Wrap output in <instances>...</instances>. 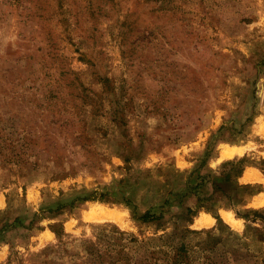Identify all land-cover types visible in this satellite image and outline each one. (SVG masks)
<instances>
[{
	"label": "rangeland",
	"instance_id": "1",
	"mask_svg": "<svg viewBox=\"0 0 264 264\" xmlns=\"http://www.w3.org/2000/svg\"><path fill=\"white\" fill-rule=\"evenodd\" d=\"M261 200L264 0H0V264H264Z\"/></svg>",
	"mask_w": 264,
	"mask_h": 264
},
{
	"label": "trees",
	"instance_id": "2",
	"mask_svg": "<svg viewBox=\"0 0 264 264\" xmlns=\"http://www.w3.org/2000/svg\"><path fill=\"white\" fill-rule=\"evenodd\" d=\"M211 153H212L211 149L207 148L205 151V157L202 160L203 163H201V167L204 165V160H206V158L208 156H210ZM201 167H196L188 175V178H187L186 182L184 183L183 187L179 191L175 192L174 194L184 195L187 192L193 193L195 196H198V202H199V205H201V207L211 208L210 206L212 204H209V203L212 202L213 200L216 201L218 193L211 191L210 193H205L202 196V193L208 188V185H210L209 187H212V188L221 189V187L217 186V185L218 184H226V183L230 182L234 175L241 173L242 168H240L238 171L235 170L234 168H232L231 169L232 172H236V174H231V172H223V173H221V176H219V175L216 176V175H213L212 173L211 174L210 173L201 174V172H200ZM88 199H90V198L86 197V196L83 197V200H88ZM126 202H127V205L131 206V208L133 209V212L135 213V216L137 217V219H139L141 221L160 220L164 216V214H165L164 209L168 205V201L166 200L163 203H161V205H159L157 207H153V208H151V209L147 210L146 212L139 215V214H137V212L135 210L136 209L135 205H132L131 201L128 198L126 199ZM64 207H65V205L62 204V205H58L55 208V210L49 209L48 211L49 212L60 211ZM188 211L190 212V209H188ZM243 217L248 219L247 215H245ZM33 222H34L33 220L30 222V226H32ZM56 225H51V229L53 231H55L56 233H58L59 231L55 228ZM177 234H178V232H174L170 235H165V237H166L165 240L168 239L170 241H173ZM179 243H178L179 246H177L178 244H176L175 242L170 244V250L167 252V256L171 259V264H179V263H181V259L186 258L187 251H188L186 249L187 244H185L184 241H181Z\"/></svg>",
	"mask_w": 264,
	"mask_h": 264
},
{
	"label": "bare ground",
	"instance_id": "3",
	"mask_svg": "<svg viewBox=\"0 0 264 264\" xmlns=\"http://www.w3.org/2000/svg\"><path fill=\"white\" fill-rule=\"evenodd\" d=\"M225 150V149H224ZM222 151V150H221ZM241 150L240 148H230V149H226L225 151H223L221 153L222 157H231L233 156L235 153H240ZM252 176V175H251ZM252 178V177H251ZM260 201V200H259ZM262 201V200H261ZM264 202V201H262ZM225 219L231 223L234 227H237L239 225L238 222L234 221L233 217L229 214V213H223ZM86 216L88 218H111L114 219L116 221H120L121 220V216H119V213L117 212H110V211H103V212H90L87 213ZM100 216V217H98ZM213 222V219L208 216V215H202L198 220H197V224L198 225H209Z\"/></svg>",
	"mask_w": 264,
	"mask_h": 264
}]
</instances>
